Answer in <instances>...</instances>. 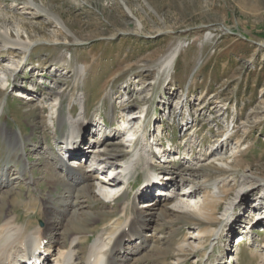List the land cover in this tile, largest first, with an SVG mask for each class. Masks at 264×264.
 <instances>
[{
  "label": "rangeland",
  "instance_id": "1",
  "mask_svg": "<svg viewBox=\"0 0 264 264\" xmlns=\"http://www.w3.org/2000/svg\"><path fill=\"white\" fill-rule=\"evenodd\" d=\"M19 42L30 44L28 50ZM57 94L60 109L51 104ZM56 109L65 117L81 115L91 127L90 133L83 130V143L86 139L90 146L81 149L89 159L80 162L88 175L105 181L118 170L90 166L92 141L112 137L96 123L105 121L111 125L108 132L117 135L115 128L127 118L142 132L133 144L115 136L116 161H129L134 148L145 149L155 173L184 178L179 192L193 187L185 189L196 208L204 193L221 199L213 221L194 211L188 214L192 221L176 220V200L166 195L158 205L166 209L165 218L145 221L151 241L130 257V264H263L264 0H0V170L12 182L7 202L0 203V219L17 215L19 224L30 221L43 229L41 199L66 196L65 187L46 180L45 165L55 166L53 156L68 157L60 154L67 127L55 122ZM140 110H146L143 123L136 117ZM12 134L26 140L23 155L8 145L6 136ZM114 142L108 140L101 150L111 154ZM19 158L31 168L24 178L11 165L3 166L7 160L18 165ZM58 167L57 173L66 176ZM30 175L34 182L29 184ZM144 178L140 164L120 204L95 180L88 196L72 191L77 205L72 211L83 220L81 259L105 224L117 217L122 224L121 201L128 216L138 202L150 200L139 190ZM170 186L162 192L170 194ZM24 201L34 211L29 217ZM251 209L263 222L245 229V223H254ZM61 230L57 224L50 227L66 246L69 238ZM189 242L192 248L181 250Z\"/></svg>",
  "mask_w": 264,
  "mask_h": 264
},
{
  "label": "bare ground",
  "instance_id": "2",
  "mask_svg": "<svg viewBox=\"0 0 264 264\" xmlns=\"http://www.w3.org/2000/svg\"><path fill=\"white\" fill-rule=\"evenodd\" d=\"M18 45L24 50H28L30 46V44L26 45L20 42ZM178 51V48L175 49V51L171 53L168 57L167 62L165 64V68H167V70H170L172 68L174 61L177 57ZM79 72H83V69H80ZM51 100V104L53 107L58 106L59 109L61 108L60 104H58L60 100V94H57V96ZM77 102L84 106V102L82 99L78 98ZM144 112H146V110L137 112V119H143ZM83 119L84 118L81 115L76 118H74L73 116L65 117L61 114L60 110H56L57 124L60 128H62L64 125L67 127V132H65V134L61 138L62 141L60 143L65 144V147L71 149L70 151H74L73 153H77V155L75 154V156L71 158L70 161L72 163H80L81 161L84 162L89 159V156L82 154L80 147L85 138L83 130L86 125ZM126 119L127 118L122 119V126H130L131 131V123ZM145 119L146 117H144V120ZM4 133L5 132H3V134ZM128 136L136 138L135 131L129 132ZM6 138L8 145L14 149V152L17 151L18 155L19 152H22L23 154L25 150L26 140H24L22 136L12 134L6 136ZM115 138V135H113L112 137L107 136L104 139H99L98 141L95 139L92 141V143H95L92 145L90 150V154L93 156L90 162V166H100L101 169L106 167L116 169L115 167H118L117 172L113 174L112 178L105 179V181L102 179L98 180L96 176L88 175V170L85 169L82 163H80V165H77V167L74 169L71 167L70 164H65L61 157L53 156L55 166H49L48 164L45 165L46 170L49 174V177L46 179L49 184L55 183L65 187L66 197L61 201H52L50 197L42 199V204L45 207L44 210H46V220L44 223V229H40L38 226H33L32 222L30 221H28L26 224H19V217L17 215H7L0 219V264H26L20 261L25 259L26 254H37V256L32 258L37 260L47 255L46 257H50L52 259V263L55 264H130L129 259L131 256L141 253L145 248H147V245L150 243L151 240L147 239L146 236L145 228L147 223H145V221L150 222V220L154 217H160L159 219L165 218L166 209L164 208V206L158 209L159 204L162 205V203L164 204V202L168 200L162 199V196H165L166 193L162 192L164 190H159V192H161L153 196V198L148 201L138 202V206L135 207V210H133L132 213H130L128 216L127 209L125 207V201H121L122 203L121 206H119L118 208V212L120 211L119 214L121 216L125 215V219L122 224L120 223L119 217H117V219L110 220L107 224L103 226L101 234L98 235L93 244L90 245L89 251L84 256V258L81 259L78 254V249L82 241L81 235L83 233V220L76 216L75 213H73L74 211H72L74 207H77L76 203L71 200V193L73 190L77 189L78 192L88 196L92 192V189H94V185L91 182L92 180H95L97 181V183L104 186L103 190H107L108 196L106 195V193L105 195L108 199L119 193L118 197L115 198L114 201L116 202L118 200L120 204V199L125 200L126 191L128 190L129 185L125 186L123 184L122 188L121 186L118 187L116 185L118 184V179L120 180L119 182L122 183L133 179L134 171L136 170V167L138 165L142 164L143 174L145 175L143 187H154V184L156 182L155 180L156 178H158H154V176H152L153 174H155L156 169L148 162L149 160H151L152 156H149L148 161L145 160L146 153H150L148 151H145V149L140 148V150H138L134 148L131 151L129 161H116V153H118L116 149L118 145L116 144L118 143L114 142ZM108 140L114 142L110 144V147L112 148L111 154H109L105 150H101L103 144L107 143ZM125 141L127 143L128 137L125 138ZM123 142L124 141L119 142V144L122 146ZM128 143L132 142L128 141ZM48 150V148H44L43 151L46 152ZM19 157L22 158V156ZM21 158L18 159V165L17 161L15 163L13 160H11L10 162L7 160L4 162L3 165L4 167L11 165V167L14 168V170L17 172L16 175H19L18 178L26 177L27 173H29L28 170L31 169L28 168L29 164L27 165L24 160L21 161ZM178 159H180L179 156ZM56 165L59 167L62 166V170L63 172H65L66 176L62 177L60 174L57 173ZM223 165L226 164L223 163ZM6 175L7 172H4V170H0L1 204L7 202L4 196L7 195L9 188H12L11 180L4 178ZM166 177H168L167 180H169L171 187H173V182L175 181V179L170 176ZM28 179L29 184L34 182L32 176H30ZM189 188L191 189V187ZM99 190L101 191L102 189ZM186 193H189L186 192V189H182L181 192H179L177 189V191H175V193L171 196L173 200H176L177 207L179 208V211H176L178 212L176 215V220L192 221L191 219L193 218H190V216L188 215L191 211H194L192 213L199 218L206 219L207 221L209 219H212V217L214 216V212L212 211L216 210L215 203L221 200L219 196L217 194L204 193V200H202L201 205L196 208L195 202L190 199V193L189 195H187ZM243 200L244 199H242L241 202ZM33 201L36 202L34 198ZM260 202L261 201L259 200L258 203ZM258 203L257 206L259 205ZM22 204H24V207L29 210L27 211V216L29 217V214L32 211H30V209L28 208L27 203L23 202ZM206 205L209 206L208 209L206 208ZM249 208H255L253 202L251 204L249 203ZM253 209L250 210V218L254 221V223H252V225L249 223H245L247 224L245 225V229H252L253 226H256L257 224H261V222H263L260 221L259 218H256L257 213H255L256 210ZM235 222H237V220H235L234 223ZM56 224L59 225V229L62 228V230L66 232V236H68L69 238L66 246L56 239L55 232H59L60 230H57L54 233L50 232V227ZM232 229L233 227L230 228L229 232H232ZM215 232L216 231H214V233ZM195 236H198V234H196ZM103 237L105 238L103 239ZM192 244V242H189L188 244L181 246L180 248L181 250L186 247L192 248ZM196 246L198 247V242ZM229 251L230 249H228V252ZM33 264H35V262Z\"/></svg>",
  "mask_w": 264,
  "mask_h": 264
}]
</instances>
